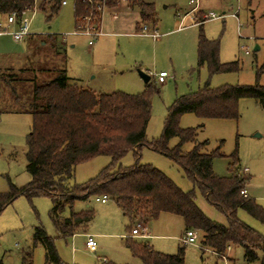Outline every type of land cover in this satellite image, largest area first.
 Wrapping results in <instances>:
<instances>
[{"label":"rangeland","instance_id":"obj_1","mask_svg":"<svg viewBox=\"0 0 264 264\" xmlns=\"http://www.w3.org/2000/svg\"><path fill=\"white\" fill-rule=\"evenodd\" d=\"M144 1L154 4L157 16L155 38L150 34H140V29L137 31L134 20L138 8L129 7L127 0H119L116 11L130 24L121 23V19L112 20L113 10L103 8L100 31L104 33L96 37L75 27L73 0H67L66 5L60 6L49 21L42 10L36 9L30 22L32 33H55L65 37L64 44L60 43V50L46 45L39 52L35 49L30 52L38 80L52 77V69L57 67L65 69L71 83L78 81L95 93L123 91L135 94L145 88L139 72L149 75L157 91L151 95V115L145 132L148 141L161 134L167 108L176 96L194 91L206 83L210 87L252 85L257 82L264 85V0H201L199 10L194 13L189 12L191 5L188 0ZM209 11L221 17L205 20L202 32L206 38L219 41L220 62L236 60L238 70L210 75L206 65L197 67L196 49L200 29L195 16L197 14L202 19ZM91 23L88 18L84 26L90 27ZM138 25H146L148 33L153 31L148 22L139 21ZM91 39L93 44L89 45ZM256 45L259 50H254ZM25 55L26 42H14L7 35L0 36V67H10L16 71ZM34 56H37L36 60ZM160 71L167 74L163 83L157 81ZM179 123L181 127L196 128L194 142L185 143L183 151L202 141H207L203 152L218 149L224 155H229L236 148L240 169H248L245 184L247 194L264 207V109L253 98L239 99L237 118H202L193 113H184ZM30 127L31 115L28 112L17 106L10 109L0 106V192L8 190L7 178L18 186L30 180L25 168L26 137ZM177 141L176 137L171 138L168 145L174 146ZM139 152L141 163L159 169L182 190L192 189V183L182 169L169 158L145 146ZM228 161V157H215L214 172L220 176L227 175ZM109 162L108 156H96L78 164L74 169L73 182L87 181ZM133 162L132 152L125 154L120 161L122 166H129ZM101 196L92 195L86 201H74L73 211L91 209L93 218L86 224V234L78 231L67 238L59 234L50 220L52 205L48 197L38 196L31 200L23 195L16 197L0 212V264H22V257L29 249H32V264H46L43 245L38 243L32 247L38 226L54 238L60 264H142L132 255L125 239L119 236L128 233L127 226L131 228L140 221L137 222L136 218L130 220L113 199L101 203L97 200ZM196 203L210 219L226 222L224 215L208 204L197 190ZM69 212L65 208L62 216H67ZM238 216L264 236V225L258 220L244 210H239ZM144 218L147 231L158 236L155 240L144 238V241L156 251L166 254L176 253L179 245L184 246V264H260L263 256V252L258 251L259 259L247 262L243 248L230 245L225 257H217L210 249L202 251L199 242L193 245L181 242L184 230L179 216L161 212L153 219L147 215ZM87 235H92L96 242L95 252L85 246Z\"/></svg>","mask_w":264,"mask_h":264},{"label":"trees","instance_id":"obj_2","mask_svg":"<svg viewBox=\"0 0 264 264\" xmlns=\"http://www.w3.org/2000/svg\"><path fill=\"white\" fill-rule=\"evenodd\" d=\"M127 1L129 7L138 8L139 21L156 26L157 16L152 2ZM118 2L73 0L75 27L82 29L89 17L91 25L98 29L103 8L115 7ZM32 5L33 0H0V17L12 12L21 15ZM60 6V0H47L39 4V9L49 21ZM204 20L196 19L200 29L197 67L206 65L210 75L238 70L236 60L220 62L219 41L208 39L203 34ZM36 37L35 50L44 48L39 45L40 41L47 43L48 40L50 47L57 50L62 47L56 34ZM30 60L28 65L16 71L0 67V106L9 109L17 106L31 115L25 151V168L30 180L18 186L7 178L9 188L0 192V212L19 195L29 200L46 196L52 205L50 220L59 234L67 238L85 229L93 218L91 209L73 211L74 201H86L92 195H106L130 220L140 216L145 226V215L153 219L161 212L171 213L182 218L185 231L195 229L200 232L202 251L210 249L221 257L230 245H239L247 262L259 259L258 251H262L260 264H264V236L238 216V211L244 210L264 225V207L255 198L241 193L248 177L241 173L236 148L229 155L218 149L203 152L207 141H202L183 151L185 143L194 142L196 128L181 127L179 123L184 113L202 118H237L238 101L244 97L253 98L264 109V85L257 82L210 87L206 83L194 91L176 96L167 108L161 134L148 141L145 132L151 115V95L157 91L151 77L145 82L144 90L135 94L123 91L95 93L78 81L71 83L62 68L55 67L52 77L38 80ZM256 76L259 77L258 72ZM174 137L178 141L170 147L169 140ZM143 146L177 164L192 183V189L182 190L159 169L141 163L139 151ZM128 152H132L134 162L122 166L120 161ZM96 156L110 157L109 164L87 181L73 182L75 167ZM215 157H228L227 175L220 176L214 172ZM196 190L224 215L225 223L216 222L203 213L196 203ZM65 208L70 212L62 216ZM38 243L44 247L46 264L61 263L54 238L48 236L41 226L35 228L32 247ZM128 247L142 264H184L182 245L173 254L156 251L148 243H130ZM31 252L32 249L25 252L22 264H32Z\"/></svg>","mask_w":264,"mask_h":264},{"label":"built area","instance_id":"obj_3","mask_svg":"<svg viewBox=\"0 0 264 264\" xmlns=\"http://www.w3.org/2000/svg\"><path fill=\"white\" fill-rule=\"evenodd\" d=\"M47 0H33V5L30 8H27L25 11L22 12L21 15H18L15 12H12L8 15L5 16V20L1 21L0 20V35L6 34L9 35L10 38L14 41V42H21L24 39H26L28 36H30L32 33L30 31V22H31V18L34 14V12L36 11V9H39V4L41 2H46ZM189 4L191 5V8L189 10V12H196L199 10L200 8V2L201 0H188ZM67 4V0H60V5H66ZM221 16L216 15L215 13H213L212 11H209L208 13H205L203 15L204 19H215V18H220ZM89 17H87L86 19H88ZM85 19V20H86ZM90 19V18H89ZM86 34L92 36V37H96L99 34V31L93 26L90 25V27L88 25L84 26L82 29ZM140 33L141 34H150V36H152L153 38H155L157 36V33L155 32V29H153V31L151 33H148V27L146 25H143L142 27H140ZM60 41L62 43H64L65 37H59ZM89 45L93 44L92 39L89 40L88 42ZM242 49L244 51H247V48L242 46ZM167 74L165 71H160L157 74V81L159 83H163L165 81ZM247 168H243L241 170V173L244 177H247ZM241 193L243 195H247V191L246 189H242ZM108 197L106 195H102L101 196V201L104 202ZM146 231V227L142 224V223H137L132 229H131V234L132 235H142L144 234ZM200 238H201V234L199 231L195 230V229H187L184 232V236L180 238L181 242L183 244H196V243H200ZM86 247L90 250V251H95L96 250V242L93 239L92 235H87V239L85 241ZM225 257V255H222L221 258Z\"/></svg>","mask_w":264,"mask_h":264},{"label":"crops","instance_id":"obj_4","mask_svg":"<svg viewBox=\"0 0 264 264\" xmlns=\"http://www.w3.org/2000/svg\"><path fill=\"white\" fill-rule=\"evenodd\" d=\"M119 3L120 2H118V4H117V6H115V7H112V8H109V9H106V10H109V11H111V10H113L112 11V14H111V17H112V20H114V21H118L119 19H121V23L122 22H127L126 24L128 25V24H130V22H128L127 21V18H123V17H120V14L119 13H117V8L119 7L118 5H119ZM64 6V5H63ZM120 9V8H119ZM105 11V10H104ZM116 11V12H115ZM120 12V11H119ZM185 13H187V11L185 12ZM199 16L196 14V16H195V18L197 19ZM0 20L1 21H4L5 20V16L4 17H0ZM123 20V21H122ZM139 20H140V18H139V12H138V14H137V17H136V19L134 20V25H135V28H137V31L139 32V29H140V27L141 26H139L138 24H139ZM205 20H207V19H205ZM204 20V21H205ZM203 21V22H204ZM101 27H102V15H101V21H100V25H99V29H98V31H99V34H101V33H104V32H101L100 31V29H101ZM104 27V26H103ZM152 27V29H155V27H153V26H151ZM32 33V32H31ZM140 33V32H139ZM46 34H50V33H45V34H35V33H32L30 36H28L26 39H24L23 40V42H26V55L21 59V64L19 65V67L18 68H22V67H24V65L27 63V61L28 60H30V58L32 57V56H30L31 55V51L34 49V47L36 46V44H35V41L37 40V35H40V36H43V35H46ZM53 34H55V33H53ZM141 34V33H140ZM3 35H6V34H3ZM3 35H0V36H3ZM57 35V34H56ZM7 36H9V35H7ZM58 36V35H57ZM10 37V36H9ZM58 40H57V42H59V43H61V45H62V42L60 41V39H59V36H58V38H57ZM48 42H49V40L47 41V43L46 42H44V41H40L39 42V45H41V46H46V45H48ZM65 42V41H64ZM64 44V43H63ZM257 46V49L256 50H259V46L258 45H256ZM38 49H36V51H37ZM41 50V49H40ZM40 50H38V51H40ZM36 58H37V56H34L33 57V59L34 60H36ZM32 59V58H31ZM31 61V60H30ZM140 76V75H139ZM149 78H150V76H149ZM77 80H79V81H81L80 79H77ZM73 81H75V79L73 78ZM144 81V80H143ZM165 82V81H164ZM79 83V82H78ZM79 84H81V83H79ZM144 84H145V81H144ZM248 176V175H247ZM246 189V188H245ZM247 191V190H246ZM248 195V194H247ZM109 198H107L104 202H102L101 201V197L100 198H98L97 200H99L101 203H105L107 200H108ZM180 217V216H179ZM136 218V220H137V222L138 221H140V222H138V223H142L143 224V218L142 217H140V216H136L135 217ZM181 218V217H180ZM181 221H182V224H183V220H182V218H181ZM137 224V223H136ZM147 225V224H146ZM145 225V227H146V231H145V233L144 234H142V235H132L131 234V229L135 226H132L131 228H129L128 226H127V228H128V233L127 234H119V236H120V238L122 239V238H124L125 239V243H126V246L128 247V244H130V243H135V244H138V245H140V244H142V243H148V242H146V241H144V238L146 239H150V240H155L158 236L156 235V234H152L151 232H149V231H147V226ZM183 230H184V225H183ZM79 231H85V229H83V230H79ZM184 232H185V230H184ZM85 234H86V232H84ZM184 235V234H183ZM72 237V236H71ZM149 244V243H148ZM150 245V244H149ZM85 246H86V244H85ZM152 246V245H151ZM153 247V246H152ZM87 248V247H86ZM129 248V247H128ZM88 249V248H87ZM130 249V248H129ZM229 249V248H228ZM89 250V249H88ZM96 250H97V248H96ZM95 250V251H96ZM90 251V250H89ZM95 251H92V252H95ZM131 251V250H130ZM132 253V252H131ZM133 255V254H132ZM134 256V255H133Z\"/></svg>","mask_w":264,"mask_h":264},{"label":"water","instance_id":"obj_5","mask_svg":"<svg viewBox=\"0 0 264 264\" xmlns=\"http://www.w3.org/2000/svg\"><path fill=\"white\" fill-rule=\"evenodd\" d=\"M256 49H257V46L254 47V50H256ZM139 75L145 82L149 80V75H147V74H145L143 72H139ZM255 135L259 136L258 133H256Z\"/></svg>","mask_w":264,"mask_h":264}]
</instances>
